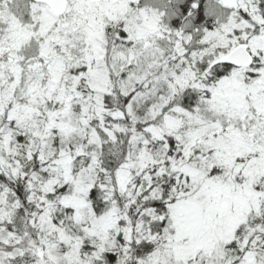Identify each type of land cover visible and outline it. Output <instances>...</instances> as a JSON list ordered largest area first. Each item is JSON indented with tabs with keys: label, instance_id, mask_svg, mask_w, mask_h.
I'll return each mask as SVG.
<instances>
[{
	"label": "snow or ice",
	"instance_id": "1",
	"mask_svg": "<svg viewBox=\"0 0 264 264\" xmlns=\"http://www.w3.org/2000/svg\"><path fill=\"white\" fill-rule=\"evenodd\" d=\"M0 264H264V0H0Z\"/></svg>",
	"mask_w": 264,
	"mask_h": 264
}]
</instances>
